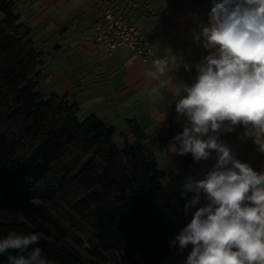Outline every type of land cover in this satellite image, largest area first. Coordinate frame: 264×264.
<instances>
[{
  "label": "trees",
  "instance_id": "obj_1",
  "mask_svg": "<svg viewBox=\"0 0 264 264\" xmlns=\"http://www.w3.org/2000/svg\"><path fill=\"white\" fill-rule=\"evenodd\" d=\"M31 31L15 1L0 0V239L43 233L38 246L49 264H102L106 251L162 264L179 252L169 236L181 225L155 200L164 171L147 135L130 119L135 142L123 134L117 141V128L97 115L80 119L74 99L41 93L43 52ZM167 128L171 142L172 122ZM178 157L182 166L194 161L191 153ZM16 254H0V264Z\"/></svg>",
  "mask_w": 264,
  "mask_h": 264
},
{
  "label": "crops",
  "instance_id": "obj_2",
  "mask_svg": "<svg viewBox=\"0 0 264 264\" xmlns=\"http://www.w3.org/2000/svg\"><path fill=\"white\" fill-rule=\"evenodd\" d=\"M14 1L23 21L32 29L33 44L43 52L37 85L41 93L74 99L80 104V119L97 115L107 125L117 128V141L122 134L129 142L136 140L127 120L132 119L143 128L145 141L164 171L162 189L155 200L170 219L180 220V229L169 236L171 242L196 210L184 209L192 196L182 203L177 194L182 192L189 176L203 178L216 160L213 153L211 160L182 166L178 155L169 151L171 142H166L169 124L172 122L171 134L175 137L183 131L186 122L182 117L178 121L174 101L177 97L173 92L194 82L195 66L208 54L202 46L203 40L198 42L197 36L207 22L210 0ZM133 2L137 3L135 8L131 6ZM105 3L116 12L127 14L130 22L144 32L146 44L152 48L144 60L125 47L110 53L97 49L95 23L102 17ZM157 60L167 63L164 73L155 67ZM244 132L242 126L232 132L222 127L219 140L237 158L264 172V154L257 151L252 139H241ZM189 252L186 249L183 254H167L162 264H184ZM105 255L107 260L102 264H148L138 253L124 260L117 252L106 251Z\"/></svg>",
  "mask_w": 264,
  "mask_h": 264
},
{
  "label": "clouds",
  "instance_id": "obj_3",
  "mask_svg": "<svg viewBox=\"0 0 264 264\" xmlns=\"http://www.w3.org/2000/svg\"><path fill=\"white\" fill-rule=\"evenodd\" d=\"M210 5L197 36L208 54L196 64L194 82L173 92L178 121L186 122L169 151L191 153L197 163L215 153L216 160L203 178L189 176L184 183L182 194L193 193L184 209L196 210L170 247L183 254L191 245L184 264H264V172L237 158L218 135L222 127L232 132L242 126L241 139H252L264 154V0ZM155 67L164 73L167 63L157 60ZM44 238L10 232L0 239V254L17 253L8 255V264H49L38 246Z\"/></svg>",
  "mask_w": 264,
  "mask_h": 264
},
{
  "label": "built area",
  "instance_id": "obj_4",
  "mask_svg": "<svg viewBox=\"0 0 264 264\" xmlns=\"http://www.w3.org/2000/svg\"><path fill=\"white\" fill-rule=\"evenodd\" d=\"M132 8L137 3L131 4ZM96 47L101 51L110 53L119 48H129L144 60L152 48L146 44L144 32L136 27L127 18L124 12L118 13L112 6L105 3L102 17L95 23ZM104 58V55L101 56Z\"/></svg>",
  "mask_w": 264,
  "mask_h": 264
},
{
  "label": "rangeland",
  "instance_id": "obj_5",
  "mask_svg": "<svg viewBox=\"0 0 264 264\" xmlns=\"http://www.w3.org/2000/svg\"><path fill=\"white\" fill-rule=\"evenodd\" d=\"M35 203L37 204V206H39L40 208H44V209H46L51 215H55V214H53L51 211H50V209L49 208H46L40 201H38V200H36L35 201ZM57 217V216H56ZM58 222L63 226V227H65L69 232H70V234L72 235V236H74V237H77V235L72 231V230H70V228L61 220V219H58ZM83 236V235H82Z\"/></svg>",
  "mask_w": 264,
  "mask_h": 264
}]
</instances>
